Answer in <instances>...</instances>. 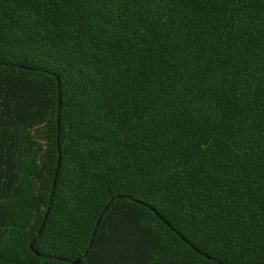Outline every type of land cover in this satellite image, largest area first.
<instances>
[{"label":"trees","instance_id":"obj_1","mask_svg":"<svg viewBox=\"0 0 264 264\" xmlns=\"http://www.w3.org/2000/svg\"><path fill=\"white\" fill-rule=\"evenodd\" d=\"M117 196L113 264H264V0H0V264H74Z\"/></svg>","mask_w":264,"mask_h":264},{"label":"snow or ice","instance_id":"obj_2","mask_svg":"<svg viewBox=\"0 0 264 264\" xmlns=\"http://www.w3.org/2000/svg\"><path fill=\"white\" fill-rule=\"evenodd\" d=\"M116 203V198L112 200L105 211ZM120 205H117L113 215H119ZM146 226H141L137 232V236L143 240L147 235ZM129 250L128 238L122 231V226L119 223H114L107 231L98 227V235L90 238L88 248L80 256L76 258V264H83L88 261V264H113L114 256L119 253H125Z\"/></svg>","mask_w":264,"mask_h":264},{"label":"water","instance_id":"obj_3","mask_svg":"<svg viewBox=\"0 0 264 264\" xmlns=\"http://www.w3.org/2000/svg\"><path fill=\"white\" fill-rule=\"evenodd\" d=\"M61 88V83H60V81H59V89ZM58 121H60V118H58ZM59 167H60V160H59V162H58V166H57V169H56V173H55V179H54V182H53V189H52V195H51V198H50V202H49V206H48V209H47V213H46V215H45V218H44V221H43V224H42V226H41V228H40V230H39V232H38V236H40V234L42 233V231H43V229H44V227H45V224H46V221H47V218H48V214H49V209H50V206H51V204H52V200H53V195H54V191H55V187H56V180H57V175H58V171H59ZM116 199H121V198H127V199H131L132 201H135V202H137L136 200H134V199H132V198H130V197H125V196H117V197H115ZM114 199V198H113ZM112 199V200H113ZM112 200L110 201V203L109 204H111L112 203ZM140 203V202H139ZM108 204V205H109ZM107 205V206H108ZM106 206V207H107ZM147 206V205H146ZM105 207V208H106ZM153 213H155L156 215H157V217L167 226V227H169L177 236H179L181 239H182V241H184L186 244H189V242L186 240V239H184L177 231H175L173 228H172V226L166 221V220H164L153 208H151V207H149V206H147ZM108 210V209H107ZM106 213V211H105V209H104V211L102 212V214L100 215V217H99V219H98V221H97V223H96V226H95V229H94V232H93V235H92V237L93 236H96V233H97V230H98V227H99V225H100V222H101V220H102V218H103V216H104V214ZM34 242H35V239H34V241L32 242V244H31V246H30V248H31V250L34 252V254L35 255H37V256H41V254H39V253H37L35 250H34V248H33V245H34ZM193 247V246H192ZM194 248V247H193ZM194 250L195 251H197L195 248H194ZM199 254L200 255H202V256H204L206 259H208V260H212V258H210L209 256H206V255H204V254H202V253H200L199 252ZM56 260H62V259H60V258H57ZM74 264H76V261L74 262Z\"/></svg>","mask_w":264,"mask_h":264}]
</instances>
